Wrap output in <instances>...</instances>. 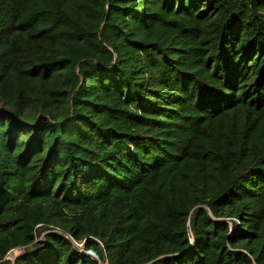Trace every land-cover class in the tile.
Masks as SVG:
<instances>
[{"label": "trees", "instance_id": "obj_1", "mask_svg": "<svg viewBox=\"0 0 264 264\" xmlns=\"http://www.w3.org/2000/svg\"><path fill=\"white\" fill-rule=\"evenodd\" d=\"M0 264H264V0H0Z\"/></svg>", "mask_w": 264, "mask_h": 264}, {"label": "rangeland", "instance_id": "obj_2", "mask_svg": "<svg viewBox=\"0 0 264 264\" xmlns=\"http://www.w3.org/2000/svg\"><path fill=\"white\" fill-rule=\"evenodd\" d=\"M20 251H21V249H19V250H13V251H11V253L9 254V256L12 258V257H14L16 254H18V253H20Z\"/></svg>", "mask_w": 264, "mask_h": 264}, {"label": "built area", "instance_id": "obj_3", "mask_svg": "<svg viewBox=\"0 0 264 264\" xmlns=\"http://www.w3.org/2000/svg\"><path fill=\"white\" fill-rule=\"evenodd\" d=\"M76 245L79 246V247H81L82 243H79V244H76ZM7 258H8V256H7Z\"/></svg>", "mask_w": 264, "mask_h": 264}]
</instances>
